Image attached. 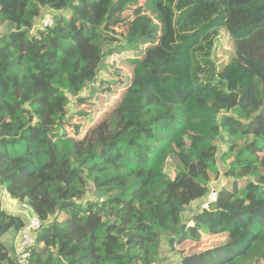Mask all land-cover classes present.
I'll return each instance as SVG.
<instances>
[{
	"label": "trees",
	"instance_id": "obj_1",
	"mask_svg": "<svg viewBox=\"0 0 264 264\" xmlns=\"http://www.w3.org/2000/svg\"><path fill=\"white\" fill-rule=\"evenodd\" d=\"M139 1L0 0V187L42 221L21 259L25 219L0 195V264H163L214 237L193 257L264 264V0H153L164 35L121 102L81 139L70 125L108 56L158 28L138 8L114 29ZM241 58L254 73L235 84Z\"/></svg>",
	"mask_w": 264,
	"mask_h": 264
},
{
	"label": "rangeland",
	"instance_id": "obj_2",
	"mask_svg": "<svg viewBox=\"0 0 264 264\" xmlns=\"http://www.w3.org/2000/svg\"><path fill=\"white\" fill-rule=\"evenodd\" d=\"M138 8H141L143 13L149 14L158 25V28L153 32L151 38L138 42L134 49L113 53L108 56L107 67L99 76V81L101 84L99 83L97 87L100 88H98V90L92 96V105L81 108L83 111L88 113V116H76L70 121V125L82 126L80 131L81 134L79 138L77 137L78 139L83 138L91 128L104 120L106 116L118 106L123 98L124 93L134 78L136 62L142 59L152 46L157 45L164 35V23L161 16L155 9L153 0H141L137 3L130 4L125 10V15L130 17L129 20L119 26L114 27V29L118 32H127L129 24L136 19L137 14L135 12ZM40 26L41 24L37 25L35 30H37ZM222 43L223 45L221 49L229 51L230 47L227 44V40H223ZM218 55L219 57L223 56V59L226 58V56H224L221 52H219ZM230 69L233 72V81L235 84L250 82L254 73V69H252L243 58L232 63L230 65ZM121 81L123 83H121ZM66 132L69 136L75 138L76 135L73 127H66ZM166 169L168 172H170L172 168L168 165ZM216 185L217 184L214 186ZM90 197L93 198L91 195ZM4 198L8 197H6V194L3 193L1 197L3 205L5 204L3 200ZM9 207L10 206L7 204L4 205V208ZM13 207L15 210L13 208L12 210L17 212V205H14ZM18 207H20V205H18ZM200 207L208 208L205 203H196L189 210V214L191 215ZM20 209L21 207L19 210ZM15 233V231H11L3 238V241L6 242L10 247L12 246ZM219 241V238L214 237L202 241L199 244L185 243L177 246L175 251L172 253L165 249L161 257V261H163L161 263L209 264L208 260L195 258L193 257V254H202L207 251H212L215 249Z\"/></svg>",
	"mask_w": 264,
	"mask_h": 264
},
{
	"label": "built area",
	"instance_id": "obj_3",
	"mask_svg": "<svg viewBox=\"0 0 264 264\" xmlns=\"http://www.w3.org/2000/svg\"><path fill=\"white\" fill-rule=\"evenodd\" d=\"M52 25L53 19L51 17H47L42 21L44 28L52 27ZM216 200L217 193L213 191L209 196V201L215 202ZM207 203L205 205L208 206L209 203ZM19 213L25 219V227L17 237V253L24 260L29 256L27 249L35 244V236L42 227V221L27 204L21 205Z\"/></svg>",
	"mask_w": 264,
	"mask_h": 264
},
{
	"label": "crops",
	"instance_id": "obj_4",
	"mask_svg": "<svg viewBox=\"0 0 264 264\" xmlns=\"http://www.w3.org/2000/svg\"><path fill=\"white\" fill-rule=\"evenodd\" d=\"M4 194H6V193H4ZM0 195L2 196L3 195V193H2V188L0 187ZM6 197H8L7 195H6ZM4 200V202H5V204L4 205H9L10 207L9 208H4L5 210H7V212H9V213H11V214H19L20 215V213H19V208L21 207V205H20V203H18L17 201H14V200H11V199H9V198H4L3 199ZM14 205H17V212H14L13 210H12V208L15 210V208L13 207ZM18 205H20V207H18Z\"/></svg>",
	"mask_w": 264,
	"mask_h": 264
}]
</instances>
